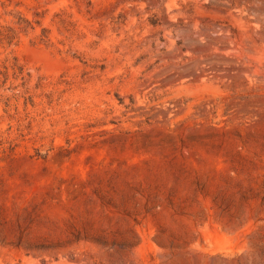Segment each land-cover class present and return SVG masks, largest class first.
Wrapping results in <instances>:
<instances>
[{"label": "rangeland", "instance_id": "rangeland-1", "mask_svg": "<svg viewBox=\"0 0 264 264\" xmlns=\"http://www.w3.org/2000/svg\"><path fill=\"white\" fill-rule=\"evenodd\" d=\"M0 264H264V0H0Z\"/></svg>", "mask_w": 264, "mask_h": 264}]
</instances>
